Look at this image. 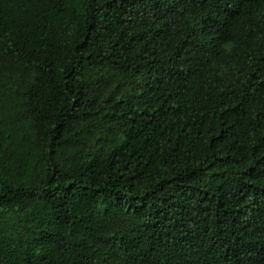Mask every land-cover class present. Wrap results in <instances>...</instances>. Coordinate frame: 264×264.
<instances>
[{
	"label": "trees",
	"instance_id": "trees-1",
	"mask_svg": "<svg viewBox=\"0 0 264 264\" xmlns=\"http://www.w3.org/2000/svg\"><path fill=\"white\" fill-rule=\"evenodd\" d=\"M0 264H264V0H0Z\"/></svg>",
	"mask_w": 264,
	"mask_h": 264
}]
</instances>
